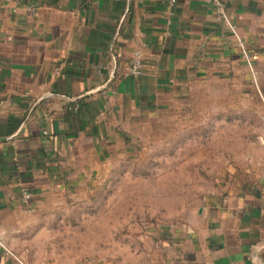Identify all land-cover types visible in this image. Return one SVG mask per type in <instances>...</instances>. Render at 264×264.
<instances>
[{
  "label": "crops",
  "instance_id": "crops-1",
  "mask_svg": "<svg viewBox=\"0 0 264 264\" xmlns=\"http://www.w3.org/2000/svg\"><path fill=\"white\" fill-rule=\"evenodd\" d=\"M220 72L264 101V0H0V264H57L32 234L107 162L124 121ZM262 165L165 241L162 264H264Z\"/></svg>",
  "mask_w": 264,
  "mask_h": 264
},
{
  "label": "rangeland",
  "instance_id": "rangeland-1",
  "mask_svg": "<svg viewBox=\"0 0 264 264\" xmlns=\"http://www.w3.org/2000/svg\"><path fill=\"white\" fill-rule=\"evenodd\" d=\"M258 92L222 72L196 76L125 120L107 162L32 234L43 238L38 247L57 264H162L165 241L263 166Z\"/></svg>",
  "mask_w": 264,
  "mask_h": 264
},
{
  "label": "built area",
  "instance_id": "built-area-1",
  "mask_svg": "<svg viewBox=\"0 0 264 264\" xmlns=\"http://www.w3.org/2000/svg\"><path fill=\"white\" fill-rule=\"evenodd\" d=\"M217 5H218V10H219L222 18L227 22V25L229 26L230 30L236 35V37L239 41V46L242 48V52H243L246 60L248 61L249 64H251V55L249 54V52H247L243 41L240 39L236 26L228 18L227 14L225 13L223 6L221 4H219V2L217 3ZM143 71H144V54L141 50H137L133 54L127 75L131 76V77H139L143 74ZM24 197L26 199H28L31 197V194L26 191V192H24ZM0 241H1V236H0Z\"/></svg>",
  "mask_w": 264,
  "mask_h": 264
}]
</instances>
